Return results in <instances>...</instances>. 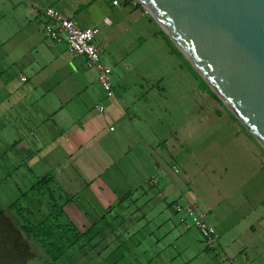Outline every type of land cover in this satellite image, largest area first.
Wrapping results in <instances>:
<instances>
[{
  "label": "crops",
  "instance_id": "1",
  "mask_svg": "<svg viewBox=\"0 0 264 264\" xmlns=\"http://www.w3.org/2000/svg\"><path fill=\"white\" fill-rule=\"evenodd\" d=\"M49 7L83 30L100 29L95 44L102 61L121 68L113 82L114 98L107 96L97 71L87 67L84 57L46 36L43 11ZM153 25L136 0H0V91L11 89L10 97L16 91L26 92L19 96V112L3 110L2 99L9 96H0V114L11 116L7 121L16 123L22 139L9 148L14 152L25 146L36 156L37 166L54 171L38 176V181L51 178L55 200L83 234L85 246H99L117 235L106 243L99 261L117 258L118 263L129 257L131 264H230V260L264 264V155L249 134H234L236 140L242 138L243 151L223 152L229 164L219 163L210 170L239 185L242 196L234 200L240 204L239 217L262 243L240 247L231 239L223 240L211 224L220 240L209 251L199 232L198 238L175 212L179 204L195 207L205 220L212 215L211 210H201L202 200L180 176L187 169L193 172L162 131L174 96L179 97L183 114L193 115L200 126L204 92L182 61L170 65V58L178 56L167 48L161 29L151 30ZM149 49L151 55L145 52ZM153 58L161 59L154 60L160 66L145 67ZM99 106L105 111L100 112ZM151 135L157 138L159 152L149 141ZM183 135L180 150L196 139V132ZM243 153L250 158L241 157ZM17 158L18 168L27 167L25 154ZM36 199L35 212L40 208L48 215L50 207L39 203L46 199ZM221 219L215 217L216 222Z\"/></svg>",
  "mask_w": 264,
  "mask_h": 264
},
{
  "label": "rangeland",
  "instance_id": "2",
  "mask_svg": "<svg viewBox=\"0 0 264 264\" xmlns=\"http://www.w3.org/2000/svg\"><path fill=\"white\" fill-rule=\"evenodd\" d=\"M136 2L140 5L142 13L153 21L154 25L151 30H153L154 33L157 32L158 29L163 31L160 25L148 14L147 10L139 3V1L136 0ZM167 37L169 36L167 35ZM167 48H175L179 51L171 39ZM145 52L148 55H151L149 54L151 53L150 49ZM183 59L184 61L181 63H183L184 67L194 69L184 55ZM154 60L155 62L161 61L159 58H153L151 63L146 64L145 67L154 68L160 66V63L158 62V64H156ZM180 61L181 60H179L178 57H173L170 58L169 63L170 65H179ZM133 63L136 65L138 64L137 62ZM103 64L107 65L104 60ZM112 70V82L116 83L117 79H119V74L121 75V68L118 65H112ZM10 90L11 89H7L3 92L0 91V96H3L4 93L8 95L12 92ZM210 90L215 96L205 93L204 90V93H202L201 96L203 109H201L200 126L197 122H193V115L183 114V111L180 110L181 107L178 106L180 101L178 100L179 97L174 96V99L172 98L170 102V113L163 116L165 123L162 131L169 136L170 143L174 145L182 155H184L185 163L189 162L190 166L188 168H191L193 173L188 172V169L186 172L190 174V178L192 179L186 177V172H182L180 176L189 181L193 196L196 197V199H201L204 203H202L200 207L201 210H211L212 215H209L206 221L210 224H215L218 227L223 240L231 239L232 242L235 241L240 247L251 248V245L257 242L262 243V240L258 239V234L253 233L251 230H247L248 224L239 217L240 204H236L234 201L236 200L235 198H240L242 196V192L239 193L238 191L239 185H232L230 180H228V175L225 177L224 174H219V171H217L218 169L216 170L218 173L215 174L210 170V168L213 167V169L217 168V164L219 163H222L225 166L229 164V162L224 159L222 155L223 152H233L235 149L236 151H243L241 150L242 138L239 137L238 140H236L237 138L234 134L238 133L239 135H247L249 133L211 88ZM16 92H18V94H16ZM16 92H13L11 97L8 95L9 99H2L4 105L2 107L3 110L9 109V111L13 110L19 112V108H21L19 96L21 93L25 94L26 92L23 90ZM117 92H119V89ZM138 108L140 109V107ZM3 115L0 114V264H49L47 259L43 258L45 257V253L42 252L36 242H33L29 236L23 235V233L13 228V224L16 225L15 217L10 214L8 210H5L4 207L6 208L18 199L24 200L23 195L32 189V187L38 182V176H43L46 173H53L54 171L49 169L48 171L45 167L41 168V166H37L35 161L36 156L30 152L29 149H24L23 147L25 146L15 148V151L12 152L13 148H9L8 144H10V146L14 143L20 144L22 139L20 135H18L19 131H16V123L13 121H7L8 118L12 119L11 116ZM183 132H196V139L191 141V144L189 143L187 145L189 148L187 147L185 150H180L182 148L181 145L184 143L185 136L183 135ZM252 139L256 143L254 145H256L259 153L264 155V149L253 137ZM149 141L155 145L154 143L157 142V138H153L152 136V138H149ZM155 149L159 152L156 145ZM16 152L20 157L23 154L26 155L27 167L18 168L20 163ZM240 156L245 159L250 158V154L243 153ZM172 164L173 163H170V167H172ZM29 197L25 199V203H23L22 206L33 209L37 208L36 206L38 203L34 200L39 196L34 193ZM42 207L44 208V206ZM127 217V224L129 225L131 218H129V216ZM215 217L222 219L221 221L216 222ZM184 225L185 228L188 227L186 224ZM192 229L193 233L199 238L198 230L195 228ZM23 236H25L24 241L22 240ZM116 237L117 235L115 234L110 235L105 242L99 246H90L91 244L85 246L83 240L71 250L67 251L64 257L54 264H131L132 259L129 257H126L124 260H119L118 263L114 262L117 258L99 261V256L104 252V246H106V243H109L110 241L113 242V238ZM37 256H39V258H34Z\"/></svg>",
  "mask_w": 264,
  "mask_h": 264
},
{
  "label": "water",
  "instance_id": "3",
  "mask_svg": "<svg viewBox=\"0 0 264 264\" xmlns=\"http://www.w3.org/2000/svg\"><path fill=\"white\" fill-rule=\"evenodd\" d=\"M264 149V0H138Z\"/></svg>",
  "mask_w": 264,
  "mask_h": 264
},
{
  "label": "built area",
  "instance_id": "4",
  "mask_svg": "<svg viewBox=\"0 0 264 264\" xmlns=\"http://www.w3.org/2000/svg\"><path fill=\"white\" fill-rule=\"evenodd\" d=\"M115 5L119 1L114 2ZM44 33L46 36L58 43H65L68 51L74 55L82 56L86 59L87 67L98 73V81L109 98L116 96L112 75L113 70L103 64L101 53L95 44L96 38L100 34L98 27L83 30L76 23L64 17L55 8L49 7L43 11ZM107 22V21H106ZM100 112L105 111L104 106L97 107ZM175 212L179 216L180 222L186 224L188 228H195L200 233L206 249L213 251L217 248L220 234L215 226L205 220V216L191 205H176ZM230 264H234L232 260Z\"/></svg>",
  "mask_w": 264,
  "mask_h": 264
},
{
  "label": "trees",
  "instance_id": "5",
  "mask_svg": "<svg viewBox=\"0 0 264 264\" xmlns=\"http://www.w3.org/2000/svg\"><path fill=\"white\" fill-rule=\"evenodd\" d=\"M137 5L138 8H140V5ZM161 34L166 42L170 43V39L167 37L165 32L162 31ZM172 52L176 54L181 61H184L183 54L180 51L172 48ZM192 70L199 79L202 89L213 95L201 76L194 69ZM50 182V177H44L42 180L38 181L32 189L23 195L24 200L18 199L6 209L15 217L16 227L21 228V230L27 236L31 237L45 252L47 255V262L49 264H54L59 261L67 251L71 250L81 242L83 234L65 217L62 208L55 200L54 193L50 187ZM34 193H36L39 197L46 199L45 203L41 200H39V203L42 205L46 204L50 207V213H48V215H44L42 209L40 208L37 212H35L33 208H26V206H22L25 199ZM38 214H43L44 217L39 218Z\"/></svg>",
  "mask_w": 264,
  "mask_h": 264
}]
</instances>
